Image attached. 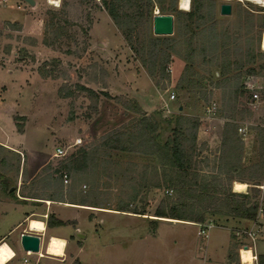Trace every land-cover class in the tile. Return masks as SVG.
Instances as JSON below:
<instances>
[{"label": "rangeland", "instance_id": "1", "mask_svg": "<svg viewBox=\"0 0 264 264\" xmlns=\"http://www.w3.org/2000/svg\"><path fill=\"white\" fill-rule=\"evenodd\" d=\"M207 1L192 0V7L202 2L205 24L193 23L192 31L183 28L176 37L175 26L167 38L159 35L156 66L149 75L102 7V0H62L59 8L50 6L48 0H34V5L2 0L0 200L29 202L32 214L25 218L41 220L48 228L62 226L41 234L40 252L46 243L45 254L52 257L31 255V261L44 264L49 259L62 264L67 257L66 264H200L208 242L209 252L216 254L228 232L230 259L241 264L237 249L250 242L242 232L256 220L255 239L264 233V215L256 218L258 208H264V50L260 47L264 8L248 0L243 4L241 0H213L218 47L210 52L205 33L200 32L211 23ZM168 3L165 0L162 5L166 8ZM221 3L230 4L228 15L219 13ZM174 4L179 9L178 0ZM155 13L169 12L153 7ZM133 33L138 41L153 35L152 18L134 19ZM174 37L169 49L165 39ZM191 49L193 55L186 61L184 56ZM223 52L225 59L227 55L230 62L242 66L234 70L232 64L230 71L220 75ZM59 90L71 94L62 97ZM136 94L142 95L148 110H142ZM132 101L158 122L159 143L172 135L178 115L195 119L194 142L183 140L189 156L187 189L220 179L223 187L230 185L233 191V181H243L249 185L244 193L254 218L228 213L223 194L208 204L203 222L154 216L160 202L166 209L177 196L180 171L161 165L153 155L109 148L102 138L139 118L124 108ZM226 122L230 127L225 134ZM75 138L81 139L79 145L68 147L65 156H53L54 147L67 146ZM80 148L89 155L96 151L93 157L87 154L85 160H77ZM193 174H197L195 182ZM8 186L14 187L10 194L4 191ZM253 187H258L257 195ZM32 197L38 200L32 202ZM47 197L62 200L50 205L62 217L76 214L82 224L74 226V221L47 211L49 202L43 201ZM82 201L87 205L79 204ZM123 205L137 213L118 210ZM197 207L190 204L186 214L195 215ZM1 210L6 213L0 214V235L19 216L9 206L0 205ZM209 225L211 236L204 246L205 237L199 231L207 232ZM29 231L24 222L15 233L17 240ZM67 238L73 239L69 243L79 248V256L69 254L70 246L63 257L56 255L57 241ZM10 246L21 264L24 253L19 243Z\"/></svg>", "mask_w": 264, "mask_h": 264}, {"label": "trees", "instance_id": "2", "mask_svg": "<svg viewBox=\"0 0 264 264\" xmlns=\"http://www.w3.org/2000/svg\"><path fill=\"white\" fill-rule=\"evenodd\" d=\"M164 1L165 0H102L101 2L102 7L105 9L112 22L120 30L129 49L139 59L142 66L146 68L149 75L154 74L156 58L158 55L157 47L159 44V35H149L145 41H138V36L133 33L134 19H146L148 17L152 18L153 7H157L158 10L162 12L166 9L170 14L174 13L173 26H175V37L181 35L183 28L185 30L192 31L193 23H196L195 26H199L201 23L205 24L204 17L201 14V9L203 8L202 2L193 4L190 12H183L180 9L175 8V0H169L166 8L162 5ZM206 8L208 13V21H211V23L202 27L200 32L205 33V37L207 38L206 40L209 42L208 49L211 52L216 50L218 47L217 34L215 32L213 0L207 1ZM163 36L167 38V36ZM175 37L171 38L170 40L165 39V43H170L168 47L169 49L174 46L173 42L175 41ZM145 44L147 45V48ZM188 45L190 46V42ZM227 51L228 48L226 45V53ZM224 52L222 53L224 61L219 63L220 75L230 71L232 64L234 65V70H237L242 66V64L238 62H230L227 58V55L225 59L223 56ZM192 55L193 50L191 49L189 53L184 56V59L186 61H190ZM161 69L163 70V67ZM190 72L193 73L192 70ZM250 72H253V70L250 69ZM187 81L188 83L193 82L192 79H188ZM181 82L182 80H180V83ZM81 88L90 94H94L93 91L87 87ZM70 94L71 92L62 94L59 90V95L62 97L69 96ZM124 108L139 114V118L132 120L130 125L108 131L102 137L104 143L109 148L118 149L120 151L137 150L138 152L146 155L156 156L161 165L168 164L176 168L181 173L178 180L179 188L176 189L177 196L172 201H169V205L166 207V209L164 207V202H160L154 211V216L177 220L203 222V212L207 211L208 204L215 201V196L217 194H223L228 213L243 219L254 218V211H252L253 208L247 206V193L231 191L230 185L223 187L220 179H216L212 182L203 181L197 189H187L188 185L186 169L189 165V156L186 154L183 140L194 142L195 132L198 125L195 119L188 116L178 115L174 121L172 135L168 137L163 143H159L156 140L158 122L153 118V116L141 112L135 101H132V104L124 105ZM228 127H230V124L226 122L224 124L225 134L227 133L226 130H229ZM232 131L235 132V130ZM78 151L81 154L76 158L77 160H85L86 155H89V153L84 151L83 148H80ZM95 151L96 148L89 156L93 157ZM196 177L197 174H193L194 182ZM258 177V175L253 176V178ZM255 184L258 185L257 183ZM253 188L254 195H257L259 193L258 187ZM6 190L7 187L4 191L6 192ZM13 191L14 190H11L10 192L6 193L10 194ZM188 202H190L191 205H198L199 208L197 207V213L195 215L186 214L187 207L190 205ZM80 204L87 205L84 204V202ZM118 210L137 213L135 210H130L126 205L121 206L118 208ZM56 223L58 225L60 224L59 222ZM258 256L259 264H264V255Z\"/></svg>", "mask_w": 264, "mask_h": 264}, {"label": "crops", "instance_id": "3", "mask_svg": "<svg viewBox=\"0 0 264 264\" xmlns=\"http://www.w3.org/2000/svg\"><path fill=\"white\" fill-rule=\"evenodd\" d=\"M115 30H117V29H115ZM133 96H134V98H136V100L140 104L142 110H144V111L148 110V109H146V107L144 105V102H142V100L140 99V97L142 95L136 94V95H133ZM164 104H165V102H164ZM36 198H38V197H32V198H30L31 199L30 201L38 200ZM43 199H44L43 200L44 202H49V205L46 206L47 211H49V210L54 211L55 214H56V217H58L59 219L74 221V226H77V224H82V223H78L79 221H78V218H77L76 214L75 215H71L70 217H68V216H63L62 217L60 215V213L58 212L57 207H55L54 205H50V203L54 204V202L62 201V200H60V199L57 200V199H53V198H50V197L43 198ZM0 205L9 206V208L13 209L14 211H18V213H19V216H18L17 220L15 221V223L12 224L10 229L6 233L0 235V243L1 242H5L8 245L12 244V245L17 247V243H19V241L17 240L18 236L15 233L18 231V229L21 227V225L24 222H26L27 229H29V221L30 220H38V219L25 218L28 215V213L32 214V211H31L32 210V208H31L32 206H31V203H29V202H26V203L25 202L23 203L21 201L20 202H18V201H16V202L15 201H12V202L9 201L8 202V201H5V200H0ZM71 208H73V207H71ZM73 209H76V208H73ZM76 210H78V209H76ZM3 213H6V211L1 210L0 214H3ZM39 221H41V220H39ZM252 224H253V222H252ZM252 224L250 225V227L252 226ZM65 225H67V224H65ZM59 227H62V226L50 227V228L47 227V230L58 229ZM221 229L224 230L225 232H227V230H228L227 228H226V230L224 228H221ZM29 230H31V229H29ZM209 230H211V227L208 228V230L206 232V236H204L205 237L204 246L207 244L206 243L207 239H209L210 236H211L210 233H209ZM29 233L37 234V235H40V236L42 234L41 232L35 231V230H31V231H29ZM57 233H59L58 235H64V233L61 232V231H58ZM75 235L80 237V233L76 232ZM67 241H68V245L67 246L68 247L70 246L69 249L71 250L69 252V254L70 255H74L75 257L79 256V252H80L79 248L74 243H69V242L73 241V239L67 238ZM45 245H46V243H45ZM45 245H44V247H45ZM217 246H218V249H219L218 252H216V254L210 253L209 252V242H208V248L206 249V247H204L202 249L201 258H200V264H234V260H231L230 256H229V233L228 232H227L226 238L223 240V242L218 243ZM10 247H12V246H10ZM44 247L41 249L40 255L41 256L44 255V256L52 257V256H49V255L45 254ZM20 249H21V247H20ZM253 249L255 250L254 254H256V255H264V233L260 236V238L254 240ZM42 251H43L44 254H42ZM66 251H67V247H66ZM235 256H236V254H235ZM61 260H63V259H61ZM67 260H68L67 257H65L62 264H66L68 262ZM9 264H17V261L15 259H13V260L9 261ZM44 264H56V262H54L52 260H49V259H46V260H44Z\"/></svg>", "mask_w": 264, "mask_h": 264}, {"label": "clouds", "instance_id": "4", "mask_svg": "<svg viewBox=\"0 0 264 264\" xmlns=\"http://www.w3.org/2000/svg\"><path fill=\"white\" fill-rule=\"evenodd\" d=\"M62 0H48L50 6L59 8ZM250 3L264 8V0H249ZM244 3V0H241ZM246 6V5H245ZM178 7L183 12H190L192 9V0H179ZM249 185L246 183H240L239 181L233 182L234 192H246ZM30 228L41 233L46 232L47 224L41 221H31ZM56 240V238H53ZM58 251L56 255L63 257L65 255V249L68 245L67 240L57 241ZM49 251L51 252V243ZM254 249L249 248L247 250L241 249V264H259V256L254 254ZM16 256V252L7 243H0V264H9V261L13 260Z\"/></svg>", "mask_w": 264, "mask_h": 264}, {"label": "water", "instance_id": "5", "mask_svg": "<svg viewBox=\"0 0 264 264\" xmlns=\"http://www.w3.org/2000/svg\"><path fill=\"white\" fill-rule=\"evenodd\" d=\"M28 5H34V0H23ZM231 6L229 3H221L219 5V13L221 15H228ZM174 17L170 13H155L152 16V33L153 35H171L173 33ZM181 107H179L180 109ZM13 186H8L6 192L13 190ZM80 237L82 235L80 234ZM19 245L22 250H29L31 252H38L39 250V236L37 234L24 232L20 234Z\"/></svg>", "mask_w": 264, "mask_h": 264}, {"label": "built area", "instance_id": "6", "mask_svg": "<svg viewBox=\"0 0 264 264\" xmlns=\"http://www.w3.org/2000/svg\"><path fill=\"white\" fill-rule=\"evenodd\" d=\"M1 2H2V0H0V3ZM173 97H174L173 93H170L169 98L173 99ZM80 143H81V139L80 138H75L73 140V142L71 144L67 145V146H62V145L56 146V147H54L53 156L54 157L65 156L68 147L77 146ZM62 179H63V181H66V174L65 173H63V175H62ZM260 215H264V208H261V207L258 208V212L256 214V218H258ZM255 223H256V220H253L252 226L249 229H247V230L242 232L250 240V242L241 243L239 245L238 249H237V257H238L240 263H241V257H240L241 249H249V248L253 249V242H254V240L256 238V233L254 231ZM209 226H211V225H209ZM209 226H208V228H209ZM199 233H203L204 236H206V232H204V230H200ZM38 236H39V250H40V247H41V236L40 235H38ZM39 250H38V252H31L29 250H26V251L22 250L23 253H24V256L21 259V264H38L36 261L35 262L31 261L30 260V256L31 255H38L39 256L40 255L39 254V252H40Z\"/></svg>", "mask_w": 264, "mask_h": 264}, {"label": "bare ground", "instance_id": "7", "mask_svg": "<svg viewBox=\"0 0 264 264\" xmlns=\"http://www.w3.org/2000/svg\"><path fill=\"white\" fill-rule=\"evenodd\" d=\"M178 4H179V0H178ZM177 4V5H178ZM179 8V7H178ZM260 47H261V49L262 50H264V31L262 32V34H261V41H260ZM234 182V181H233ZM240 183H245V182H243V181H239ZM232 190H233V183H232ZM240 193H244V192H240ZM31 221H39V220H30L29 221V229H31L30 228V222ZM42 222V221H41ZM210 227V226H209ZM31 230H33V229H31ZM36 231V230H35ZM1 243H5V242H1ZM40 251V250H39ZM39 254H40V252H39Z\"/></svg>", "mask_w": 264, "mask_h": 264}]
</instances>
